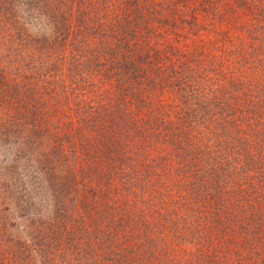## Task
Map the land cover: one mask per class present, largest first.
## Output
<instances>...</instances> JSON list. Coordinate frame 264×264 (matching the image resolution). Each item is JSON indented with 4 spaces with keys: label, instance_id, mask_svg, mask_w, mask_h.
<instances>
[{
    "label": "rangeland",
    "instance_id": "rangeland-1",
    "mask_svg": "<svg viewBox=\"0 0 264 264\" xmlns=\"http://www.w3.org/2000/svg\"><path fill=\"white\" fill-rule=\"evenodd\" d=\"M127 258L264 264V0H0V264Z\"/></svg>",
    "mask_w": 264,
    "mask_h": 264
},
{
    "label": "trees",
    "instance_id": "trees-1",
    "mask_svg": "<svg viewBox=\"0 0 264 264\" xmlns=\"http://www.w3.org/2000/svg\"><path fill=\"white\" fill-rule=\"evenodd\" d=\"M202 74H203V73H200V72H199L198 75H197V78H200V77L202 76ZM251 101H252V100H251ZM251 101H250V102H251ZM249 209H250V210H249L250 212H249V211H248V212L252 215V213H253V209H254V206L251 205ZM252 219H255V215H252ZM252 219H251V220H252ZM109 249H110V250H107V251H109V252L111 253L112 250L116 249V248H115V245H114L113 248L110 247ZM73 251H74V250H73ZM73 251H69V252L71 253V252H73ZM118 253H119V252H118ZM123 253H124V252H120V253H119V256L122 255ZM111 256H112V255H107V256H106V258H107L106 261H110V260H111ZM114 256H116V254H114ZM119 256H118V257H119ZM108 258H109L110 260H108ZM126 260H127V263H126V262H125V263L128 264V263H129V262H128V258H127ZM125 263H124V264H125Z\"/></svg>",
    "mask_w": 264,
    "mask_h": 264
}]
</instances>
